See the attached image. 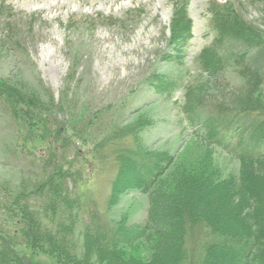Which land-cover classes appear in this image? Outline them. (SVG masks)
Segmentation results:
<instances>
[{"label": "rangeland", "instance_id": "rangeland-1", "mask_svg": "<svg viewBox=\"0 0 264 264\" xmlns=\"http://www.w3.org/2000/svg\"><path fill=\"white\" fill-rule=\"evenodd\" d=\"M186 1L193 39L185 48L184 63L178 65L164 60L170 51L173 0H0V197L6 195L12 204L22 187L46 202L52 195H70L76 206L71 218L79 226L98 225L110 233L118 224H139L148 217L152 190L135 188V169L124 177V186L112 192L119 169L115 159L132 135L139 137L147 159L174 158L157 186L169 183L182 167L201 170L203 162L220 181L240 176L245 163L233 154L235 150L210 143L186 118L203 121L215 116L219 106L248 116V108H253L264 115V38L220 43L212 26L213 9L230 3L264 32V0ZM155 73L177 83L171 97L164 99L149 87L147 81ZM28 91L39 96L43 110L53 95L54 110L45 115L53 114L51 122L67 130L58 139L67 141L66 148L50 147L37 133L39 127L29 126L33 131L28 135V126L17 114V101ZM77 123L86 125L79 135L73 131ZM114 126L121 130L118 137L110 136ZM55 158L63 163L57 174ZM256 165L264 171V160ZM48 167L52 179L47 184ZM218 207L215 217L233 225L234 212L223 202ZM20 216H2L0 210V220L13 234ZM225 230L223 237L229 238L238 229ZM147 235L149 240L121 248L141 261L170 264L167 253L173 251L174 257L175 230L162 244L152 243L157 232ZM16 248L25 253L23 247ZM228 248H217L223 255L210 256L209 264H229L232 247ZM33 249L29 255H34L35 263L71 264L45 240Z\"/></svg>", "mask_w": 264, "mask_h": 264}, {"label": "trees", "instance_id": "trees-1", "mask_svg": "<svg viewBox=\"0 0 264 264\" xmlns=\"http://www.w3.org/2000/svg\"><path fill=\"white\" fill-rule=\"evenodd\" d=\"M173 3L175 10L168 38L170 53L168 52L164 60L182 65L185 48L193 39L194 25L189 13L188 1L173 0ZM215 8L217 10L213 9L212 12V26L220 43L228 39L250 41L251 38L260 42V38H264L260 25L241 15L233 4ZM74 23H70L69 26L72 28ZM211 64L215 65V63ZM204 66L207 69L208 62L204 63ZM147 84L156 95L164 99L171 97L177 87V83L169 81L165 74L160 73L150 76ZM24 94L20 96V101H17V114L28 126V135L33 131L29 126L39 127L41 132L37 133L45 138L50 147H58L61 150L66 148L67 141L58 139L67 130L59 129L56 127L57 124L55 126L54 122H51L53 114L45 115L54 110L53 95H50L51 105L48 104L43 110L36 93L28 91ZM2 96L0 94V99ZM22 100L25 102L23 105ZM248 110L249 116L236 109L230 110L227 106H219L215 116L207 117L203 121L192 117L186 118L189 125L198 127V133L205 135L204 138L210 143L224 150H235L233 154L245 163V168L241 170L238 178L231 177L220 181V177L211 172L208 165L205 167L203 162L201 170L192 167L184 170L185 168L182 167L173 173L169 183L162 181L160 186H157L166 167L173 165L174 158L170 156L163 160L154 157L147 159L141 152L139 137L132 135L127 138L129 141L125 145L126 149L121 150V155L115 159L118 161L119 169L112 184V192L115 194L119 188H122L125 183L124 177L135 169L133 181L135 188L145 193L152 190V193L149 192L148 217L139 224L131 226L118 224L110 233L101 230L98 225L94 228H90L87 224L79 226L78 220L71 218V212L76 206L70 195H52L51 201L46 202V199L41 200L40 196L31 195L26 187H22L20 193L12 198V204L10 201L6 202V195L0 197L3 203V209L0 208L2 216L9 217L10 214H14L21 215L22 218L21 223L18 224V232L15 231L14 234L4 225L5 220H0V264H11V262L38 264L35 263L34 255L29 253L34 251L33 247L40 244L41 240H45L50 250L60 251L59 256L69 257L71 264H161L154 260L146 262L138 260L121 248L124 245L125 248L130 249L141 240H149L150 236L147 233L151 230L157 232L153 244L156 242L162 244L163 239L166 241L171 231L175 230L174 257L173 251L167 253V261L170 264H209L210 256L223 255L217 248L229 246L232 247L229 264L234 262V264H264V171H259L256 165L264 160V115L258 114L253 108ZM187 112L192 113L189 109ZM44 116L47 118L45 121ZM85 127L86 125L77 123L73 126V131L79 135L85 131ZM127 130L130 131V127ZM120 134H122L121 130L116 129V126L110 132V136L114 135V137ZM104 145L106 144L100 145V149L103 150ZM53 153L55 154L56 150L53 149ZM55 155L57 156V153ZM55 159L54 174H57L59 171H55L56 168L62 167L63 163L59 158ZM255 166L257 168H254ZM51 170L50 167L45 170L47 176L44 181L47 184L52 179ZM59 177H61L59 182L63 181L62 174L59 173ZM38 185L33 188L35 191ZM206 197L210 200L205 201ZM220 202L225 204L226 209L234 212V217L231 219L233 225L230 222L223 224L218 217H215ZM13 208L15 213H11ZM228 227L232 231L234 227L238 229L237 233H232L234 237H223L227 235L228 231L225 229ZM19 246L25 249V253L17 250L16 247Z\"/></svg>", "mask_w": 264, "mask_h": 264}]
</instances>
